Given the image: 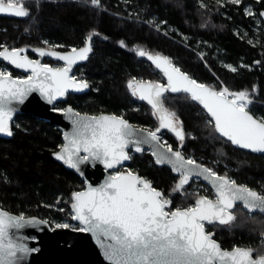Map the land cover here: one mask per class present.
<instances>
[{"label":"snow or ice","instance_id":"snow-or-ice-1","mask_svg":"<svg viewBox=\"0 0 264 264\" xmlns=\"http://www.w3.org/2000/svg\"><path fill=\"white\" fill-rule=\"evenodd\" d=\"M28 2L0 0V14L30 17V10L26 7ZM34 2L39 8L40 0ZM77 2L106 11L101 0ZM225 2L240 5L242 0H216L221 7L225 6ZM201 7L207 6L201 3ZM246 15H253L251 8L246 9ZM259 15L264 16V12ZM145 23L151 26L154 21L147 20ZM156 30L159 31V25ZM99 35L93 30L87 36L85 46L72 47L63 54L45 48L31 49L40 58L52 57L63 61L61 67L31 59L26 54V48H9L0 44V60L30 73L24 78L14 77L7 67H0V135L13 136L11 122L18 111L16 106L23 105L30 94L38 92L51 105L64 98L69 91L79 93L89 88L87 80L77 79L71 73L75 65L89 59L93 52V38ZM43 43L48 44L47 41ZM124 46L121 42V47ZM132 51L139 57H147L167 80L165 85L133 78L127 84L132 96L151 106L153 115L159 119L158 127L155 130L137 129L123 116H81L70 106L64 109L54 107L52 110L68 118L72 125V131L64 135L65 143L60 146V151L54 153L55 159L81 174V165L86 163L102 164L106 170L117 169L131 159L128 149L139 153L144 151L142 145L149 144L155 163L168 165L179 175V180L166 196L133 171L117 170L99 186L88 185L86 190L72 193L71 209L74 214L71 219L82 225L72 230L91 233L109 264H264V255L253 257L251 249L238 246L232 250L222 249L212 238L214 232L206 229V224L236 227L237 212L242 213V209L249 214H264V193L237 184L227 174L220 175L196 159L186 157L181 149L188 134L176 112L165 106L168 99L165 93L187 94L186 98L197 102L206 111L211 118L207 124L212 125L219 137L239 149L264 154V117H257L251 112L254 95L258 94L256 87L251 92L248 89L231 91L227 87L218 90L197 82L168 57L152 55L143 49ZM226 67L232 72L237 71L231 65ZM161 129L174 134L180 142L177 150H173L171 145L165 149L162 137L158 135ZM190 138L195 139L194 136ZM193 177L207 181L214 190L215 198L188 192L185 186ZM175 194L185 199L196 196L195 203L172 209L171 197ZM238 203L241 208L234 212ZM49 223L48 220L13 216L0 210V264H22L30 253L38 251L29 248L25 238L14 237L10 230L18 232L26 226L35 228ZM70 227L68 223L55 224V229Z\"/></svg>","mask_w":264,"mask_h":264},{"label":"trees","instance_id":"trees-1","mask_svg":"<svg viewBox=\"0 0 264 264\" xmlns=\"http://www.w3.org/2000/svg\"><path fill=\"white\" fill-rule=\"evenodd\" d=\"M101 3L106 11L77 0H40L39 8L34 0H29L26 7L30 17L0 16V44L9 48L40 46L70 50L82 46L93 30L100 33L93 39L94 53L85 66V78L91 82L92 91L77 97L74 103L91 114L117 113L135 123L140 122L136 115L152 118L149 110H135L146 107L134 105V96L127 87L133 78L164 82L149 63L132 51L143 49L169 57L195 80L218 90L227 87L231 91L251 92L255 86L258 94L254 95L251 112L264 117V21L258 25L254 16L245 12L246 6L252 5L258 16L264 12V0H242L240 5L225 2L224 7L216 0H101ZM201 3L207 7H201ZM147 20H153L154 24L150 26L145 23ZM226 65L236 67L237 71L228 70ZM166 96L165 106L176 112L188 134L184 145L187 157L264 193V156L236 149L219 137L212 125L207 124L210 120L207 114L186 95ZM12 128V139L0 138V208L48 220L51 227L56 223L70 225L71 195L84 189L85 182L52 158L63 144L61 132L49 122L28 114L17 115ZM146 159L151 161L149 157ZM142 161L147 167L148 161ZM147 172L169 194L173 186L170 171L164 168ZM174 198L172 209L188 207L194 197L185 199L175 194ZM237 221L239 224L234 228L240 233L236 236L238 232H234L236 240L250 242L264 235V215H250L242 209V213L237 212Z\"/></svg>","mask_w":264,"mask_h":264},{"label":"water","instance_id":"water-1","mask_svg":"<svg viewBox=\"0 0 264 264\" xmlns=\"http://www.w3.org/2000/svg\"><path fill=\"white\" fill-rule=\"evenodd\" d=\"M0 16H7V14H0ZM8 16H10V15H8ZM92 47H93V41H92ZM21 48H26V49H28V51L29 50L31 51V49L34 47L25 46V47H21ZM45 49L50 50L47 48H45ZM52 51H56V52H59L61 54L69 52V51L63 52V51H58V50H52ZM93 53H94V48H93V52L89 55V59L87 61L79 62L77 65H75L73 67V70L75 67L87 63L90 60V57L92 56ZM148 53L152 54V55H156V54H153L151 52H148ZM26 54L28 55V53H26ZM159 55L165 56L162 54H159ZM165 57H167V56H165ZM36 58L40 59L41 63H43L45 59H50L53 62H59V63L64 64L63 61H58L52 57L40 58L36 55ZM142 58L147 63H149L154 68V70L156 72H158L161 75V77L165 81V85H166L167 80L163 76V74L158 69L155 68V66L151 63V61H149L147 59V57H142ZM0 62H4L6 65H8L7 62H5V61L0 60ZM8 66L12 67L11 65H8ZM12 68L15 69L14 67H12ZM15 70L19 71L21 73L27 74V75L30 74L28 72H24L23 70H19V69H15ZM189 76L191 78H193L191 75H189ZM89 90H90V86L84 92H79V93L72 92V91H69V92H72L75 94H80V93L89 92ZM167 94L182 95L184 93H170V92L165 93V95H167ZM184 95H187V94H184ZM66 99H67V95L64 98L57 100L54 104L50 105L43 98H41V96L39 95L38 92H34V93L30 94V96L28 97V99L25 101V103L23 105L16 106L18 108V111L13 116V120L11 122L12 126H13V122H14L15 118L17 117V115H22V114L31 115L33 117L48 121L51 124L56 125L62 133V139H63V144H64L65 143L64 135L66 133H70L72 131L71 122L68 118L63 116L61 113L53 111L52 109L55 107L56 104L66 100ZM192 102H194V101H192ZM194 103H196L201 109H203L202 106L199 105L197 102H194ZM205 113H206V111H205ZM105 115H108V114H105ZM81 116H84V115L81 114ZM87 116H90V115H87ZM213 124H214V122H213ZM217 135H218V133H217ZM12 137L13 136L6 137L3 135H0V138L5 139V140L12 139ZM142 147H143V149H147V150H150L152 152V147L149 144H144V145H142ZM164 147H165V149L167 148L165 145H164ZM233 147L236 149H239L236 146H233ZM239 150L251 153L249 150H245V149H239ZM59 151H60V149L56 152H59ZM56 152H54V153H56ZM54 153L52 154V158L57 163L63 165L64 168L67 169L68 171H71V172L75 173L76 175H78L85 182L84 189H82L80 191L86 190L88 185H92L94 187L99 186L100 184H102L104 182V180L108 177V175L112 174V173H110V171L119 169L121 166L127 164L129 161V160L124 161L123 164L120 165L117 169H107V170L104 169L102 164L86 163L84 165H81V169L83 172V174H81V173L76 172L74 169L68 168L67 165H65L62 161L56 160ZM252 154L258 155V156H264V154H261V153H252ZM154 160H155V158H154ZM157 166L167 167L171 170V168L168 165H157ZM172 173H173V175L179 177V175L177 173H174L173 171H172ZM135 174H138V173H135ZM194 178H196V177H193L192 179H194ZM198 179H200L201 182L205 183L206 185H208L211 188V185L207 181L203 180V178H198ZM186 186H188V185H186ZM71 202H70V208H71ZM237 205H240V204L238 203ZM237 205H236V207H237ZM235 209L236 208H234L233 211ZM0 210L6 211L13 216H19L17 214L11 213V212L4 210L2 208H0ZM71 212H72V209H71ZM246 212H247V210H246ZM257 213L261 214L259 212H253L251 214H257ZM262 215H264V214H262ZM33 217H35L37 219H41L37 216H31V217H26V218H33ZM72 221L76 224H79L78 221H75V220H72ZM10 231L14 234V237L20 236V237L25 238L24 242L28 245L29 248L38 249V251L30 253L29 256H27L24 259L22 264H109V262L105 259L104 255H103V249L98 246L95 238L91 235V233L73 231L72 228L55 229V227H51L50 224H47V225L41 224L35 228L26 226L25 228L20 229L18 232L16 230H10Z\"/></svg>","mask_w":264,"mask_h":264},{"label":"flooded vegetation","instance_id":"flooded-vegetation-1","mask_svg":"<svg viewBox=\"0 0 264 264\" xmlns=\"http://www.w3.org/2000/svg\"><path fill=\"white\" fill-rule=\"evenodd\" d=\"M85 42H86V40H85ZM85 42H84V44L82 46L76 47V48L83 47L85 45ZM23 47H25V46H23ZM28 47H31V46H28ZM34 48H42V47L38 46V47H34ZM43 48H47V47H43ZM47 49L57 50V49H52V48H47ZM70 50H58V51H63L64 52V51H70ZM27 53H28V56L31 59H37L36 55L32 51L29 50ZM89 61L87 63L83 64V65L75 67L74 70L72 71V75H75L77 77V79H84V80L88 81L89 86H90L89 92L80 93V94H75V93L69 92L67 94V99L62 101V102H60V103H58V104H56L55 108L64 109V108H67L68 106H71L76 112H79L80 114H83V115L99 116L101 114H108V115L123 116V118L126 119L135 128L146 129V130H155L158 127V125H159L158 117L153 115V110L150 107V105L147 104L146 101H141L137 97H134V99H133L134 105H144L146 108L142 109V108L137 107V109H135V110H138V112H140V111L146 112L147 110H149L150 114L152 116V118H146L147 117L146 115H141V116L140 115H136L137 116L136 118L140 119V122H139L140 124L139 123H135L134 121L130 120V118H127L126 115L124 116V115H119L117 113H111V112H100V113H97V114H91V113H88V112H85V111H81L80 109L75 107L74 103H75V100H76L77 97H80V96H83V95H87V94H89L92 91L91 82L88 79L85 78V71H86L85 66L87 64H89ZM43 63H46V64H48L49 66H52V67H61V66H63V63L53 62L50 59H45ZM0 66L1 67H7L12 72V75L14 77L24 78V77L28 76L27 74H24V73H21L19 71H16L12 67L6 65L4 62H0ZM149 81H151V80H146L144 82H149ZM151 82H157V83L165 84V81L164 82H162V81H151ZM46 122H48V121H46ZM52 125H54V124H52ZM54 126H56V125H54ZM57 129H58V127H57ZM158 135H160L162 137L161 142L166 147L168 145H171L173 150H177L180 142L177 140V138L174 136L173 133L169 132L167 129H161V131H160V133ZM61 137H62V133H61ZM62 141H63V139H62ZM184 145H185V141H184ZM127 151H129V154L131 155V159L128 161L127 164L121 166L117 170L133 171L134 173H138L139 176H141L143 178H146L148 181H150L154 188H156L157 190H160V191H162L164 193V191L161 188L158 187V185L160 183H158V181H155V179L151 175L148 174L147 169L160 170V169L166 168V169H168L170 171V173L172 175V178H173L171 180V183L173 185L171 187V189L174 188L175 184L179 180V177L173 175L172 171L169 168L157 166L155 164V160H154L152 152L150 150L144 149L143 152H139L138 153V152H135L133 149L130 148ZM181 151L185 155L184 146L181 149ZM145 157L146 158H148V157L151 158V161L150 160L148 161V159H146ZM142 160L148 161L147 167L143 166L145 161H142ZM138 163H139V165H138ZM140 163H141V165H140ZM199 163H201V162H199ZM201 164H203V163H201ZM203 165L207 166L205 164H203ZM117 170H112V171H110V173H114ZM198 185H201L202 189L199 188L200 190H193ZM185 187L187 188V191L190 192V193H199L200 195H206L209 198H213V199L215 198L214 191L208 185H206L205 183L201 182V180L198 179V178L192 179L190 184L188 186H185ZM164 194L166 196L168 195L166 193H164ZM174 197H175V195H173L171 197L172 198V205H173V202H174V199H175ZM192 198H193V202L190 205H193L195 203L196 196H192ZM172 205H171V207H172ZM239 207H241V205H237L236 209L239 208ZM236 209L234 210V212L236 211ZM234 223L235 224H239V221L236 220ZM206 229L208 231L214 232V236L212 238L215 239L221 245L222 249L232 250L234 247L238 246V247L245 248V249H251L253 257H257L258 255H264V235H261L258 240H253V241H250V242L249 241H244V240L243 241H238V240H236V236L239 235V233H240V232H238V231H240L239 229L229 228L228 226H214V225H207V224H206ZM234 232H238V233H236V236H234Z\"/></svg>","mask_w":264,"mask_h":264},{"label":"rangeland","instance_id":"rangeland-1","mask_svg":"<svg viewBox=\"0 0 264 264\" xmlns=\"http://www.w3.org/2000/svg\"><path fill=\"white\" fill-rule=\"evenodd\" d=\"M247 8H251V10H252V12H253V15H249V16H254V19L257 21V23H258V25H260L261 24V22H263L264 21V16H256V13H255V11L253 10V7H252V5H247L246 6V9ZM246 9H245V12H246ZM1 67V66H0ZM9 70V69H8ZM20 78V77H19ZM202 189V186L201 185H198V186H196L195 187V189H193V190H200V189ZM244 211H246L245 209H243ZM248 213V212H247ZM249 214V213H248ZM258 214V213H257ZM71 215H73V213L71 212ZM250 215H254V214H250ZM76 225H78L79 227H81V225H79V224H76V223H74L73 221H72V223L70 224V228H73V227H76Z\"/></svg>","mask_w":264,"mask_h":264}]
</instances>
